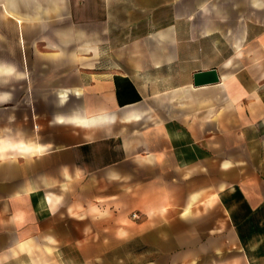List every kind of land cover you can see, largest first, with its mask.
<instances>
[{
	"label": "crops",
	"instance_id": "crops-1",
	"mask_svg": "<svg viewBox=\"0 0 264 264\" xmlns=\"http://www.w3.org/2000/svg\"><path fill=\"white\" fill-rule=\"evenodd\" d=\"M0 264H264V0H0Z\"/></svg>",
	"mask_w": 264,
	"mask_h": 264
},
{
	"label": "water",
	"instance_id": "water-1",
	"mask_svg": "<svg viewBox=\"0 0 264 264\" xmlns=\"http://www.w3.org/2000/svg\"><path fill=\"white\" fill-rule=\"evenodd\" d=\"M217 72L215 70L203 71L194 74L193 85L203 86L218 82Z\"/></svg>",
	"mask_w": 264,
	"mask_h": 264
},
{
	"label": "built area",
	"instance_id": "built-area-1",
	"mask_svg": "<svg viewBox=\"0 0 264 264\" xmlns=\"http://www.w3.org/2000/svg\"><path fill=\"white\" fill-rule=\"evenodd\" d=\"M132 217L133 218H137V214H132Z\"/></svg>",
	"mask_w": 264,
	"mask_h": 264
},
{
	"label": "bare ground",
	"instance_id": "bare-ground-1",
	"mask_svg": "<svg viewBox=\"0 0 264 264\" xmlns=\"http://www.w3.org/2000/svg\"><path fill=\"white\" fill-rule=\"evenodd\" d=\"M133 115V114H132ZM112 118V117H111ZM134 118H135V116H134Z\"/></svg>",
	"mask_w": 264,
	"mask_h": 264
}]
</instances>
